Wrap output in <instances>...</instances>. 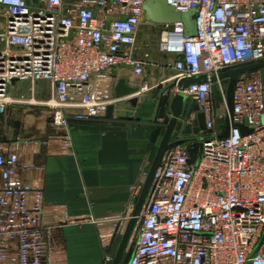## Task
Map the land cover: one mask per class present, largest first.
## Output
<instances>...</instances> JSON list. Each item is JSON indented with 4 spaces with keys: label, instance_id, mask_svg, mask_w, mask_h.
Wrapping results in <instances>:
<instances>
[{
    "label": "built area",
    "instance_id": "obj_1",
    "mask_svg": "<svg viewBox=\"0 0 264 264\" xmlns=\"http://www.w3.org/2000/svg\"><path fill=\"white\" fill-rule=\"evenodd\" d=\"M145 1L0 0V114L16 101L17 81L31 91L46 81L52 121L67 136L71 119L106 118L123 99L114 72L143 74L154 60L140 36L146 23L161 25L157 51L175 71V94L199 106L206 129L164 154L130 264H264V239L256 250L264 236L263 81L254 71L240 75L230 108L216 111L212 97L224 81L214 75L264 60V0H167L176 11L195 10L192 36L183 22L147 20ZM198 77L181 89L182 80ZM150 87L142 83L124 98ZM191 111L182 129L196 120ZM227 117L230 133L220 138L218 119ZM18 168L16 153L0 152V264H45L43 192L20 180Z\"/></svg>",
    "mask_w": 264,
    "mask_h": 264
},
{
    "label": "crops",
    "instance_id": "obj_2",
    "mask_svg": "<svg viewBox=\"0 0 264 264\" xmlns=\"http://www.w3.org/2000/svg\"><path fill=\"white\" fill-rule=\"evenodd\" d=\"M150 75L144 79L131 70L114 72L117 83L125 78L138 87L144 80L150 84ZM30 86L28 81H17L12 89L16 101L0 114V152L16 153L18 178L43 192L45 264H112L119 247L116 231L127 227L166 124L144 120L152 109L149 100L131 103L132 112L123 114L119 104L129 100L123 98L111 120L71 119L67 136L54 125L46 104L52 97L50 83L38 82L33 91ZM128 117L140 120L124 121ZM225 124L218 119L220 132ZM130 258L121 264H130Z\"/></svg>",
    "mask_w": 264,
    "mask_h": 264
},
{
    "label": "water",
    "instance_id": "obj_3",
    "mask_svg": "<svg viewBox=\"0 0 264 264\" xmlns=\"http://www.w3.org/2000/svg\"><path fill=\"white\" fill-rule=\"evenodd\" d=\"M37 1V0H36ZM145 11H146V18L149 21L158 23V24H166V23H175V22H183L185 24L186 32L189 35H194L196 33V22L194 19V13L195 10H191L189 12H179L175 10V7L173 5L168 4L167 0H146L144 5ZM264 67V60L255 62L248 65L239 66L236 68H232L230 70H227L225 72L220 73L218 76L214 75L213 80L220 79H227L228 80V89H227V106L228 108L231 107V97H232V91L235 86V83L237 79L240 77V75L252 72L258 69H261ZM204 79V77H198L193 79H184L182 80L179 85L181 89L186 88L190 83L192 82H198ZM167 88V87H166ZM165 89H161L158 94V100L156 101L154 114L150 118H145V121L147 122H154L157 118L162 96L165 92ZM138 91V86L131 85L127 82L125 78H121L118 83L115 86V94L118 98H124L126 96H130ZM130 101L132 104L136 105L138 102L137 97L130 98ZM187 105V97L184 95L183 92H179L175 94L171 101H170V111H171V118L169 120V123L165 126V133L163 135V138L161 140V143L157 149L156 155L154 157V160L151 164L150 170L146 176L145 182L142 186V190L140 192L139 198L135 204L134 210L132 212V216L127 224V227L122 235L119 247L116 251V254L114 256L112 264H121L124 256L126 254L131 235L134 231V228L136 226V223L138 221V217L142 212V209L144 207V204L146 202L149 190L151 188L153 178L155 175V172L157 171L158 167L161 164V161L163 159L164 154L166 151L172 147L175 144L189 141V138L179 139V140H173V135L176 130V127L178 125L179 120L183 117L185 108ZM114 105H110L107 112L106 119H113L114 117ZM194 110L197 112V118L192 124H187L185 128L183 129V132L185 134L190 133H199L200 131L206 129V115L204 112L199 111V106L196 104L194 106ZM140 120V118H133L128 117L124 121H132V120ZM123 121V120H122ZM231 129V121L229 117L226 118V124L224 130L219 135L220 138H226L229 136ZM241 130L243 133H248L250 130L245 127L241 126ZM264 239L260 240L256 250L260 246Z\"/></svg>",
    "mask_w": 264,
    "mask_h": 264
},
{
    "label": "rangeland",
    "instance_id": "obj_4",
    "mask_svg": "<svg viewBox=\"0 0 264 264\" xmlns=\"http://www.w3.org/2000/svg\"><path fill=\"white\" fill-rule=\"evenodd\" d=\"M161 27H162L161 25H153V24H148V23L145 24L144 30L142 31V34L140 36V45H141L142 51L143 50L149 51L151 59L154 60V62H152V65L149 66V68L146 71H144L143 74H140L137 72H135V74H138L145 79L146 75L147 74L149 75V73H151V75H150L151 76V83H150L151 89L144 92L140 96V99H138L140 101L142 100L141 104L147 100H149L152 103V109H151V111H149L147 113L146 116H144V120H145V118H150L153 116L156 101L158 100V94H159L161 89H165L167 87L163 96H162L160 109H159L157 118L154 122L159 123V124H168L169 120L171 118V111H170L169 103H170L172 97L175 95V85L170 80H172L174 78L175 71H173L171 69V67H169V65H167L166 58H164L157 51ZM254 72L257 73L261 77V79H263L262 78L263 69H258V70H255ZM133 73H134V71H133ZM145 81H147V80H144V82H142V83H145ZM227 89H228V80L227 79H224L222 86L217 83L213 87L212 97H213V100L215 103L214 105L216 107V110H218V111H220L222 108L227 106V104L225 105V96H224L225 91L227 93ZM226 96H227V94H226ZM119 105L121 106L120 112H123V114L128 115L133 110L130 100L121 101ZM193 106H194V101L193 100H187V105L185 108L184 115L178 122V125H177L176 130H175L174 135H173V140H179V139L184 138L183 137L184 133L182 131L183 130L182 128H183L184 123L187 122V120L189 118L190 111H191ZM194 146H196V145H194ZM123 232H124L123 228L120 231H116V233L120 236L115 241L117 247L120 243ZM137 236H138V232L135 231V228H134V231L131 235L130 242H129V245H128V248H127V251H126L124 258H126V257L129 258L131 256V253L133 252L136 241H137Z\"/></svg>",
    "mask_w": 264,
    "mask_h": 264
},
{
    "label": "bare ground",
    "instance_id": "obj_5",
    "mask_svg": "<svg viewBox=\"0 0 264 264\" xmlns=\"http://www.w3.org/2000/svg\"><path fill=\"white\" fill-rule=\"evenodd\" d=\"M138 91H139V89H138ZM138 91H137V92H138ZM144 92H145V91L142 90V91H140V93H137L138 95H135V96H133V97H137V98H139V96H141V94L144 93Z\"/></svg>",
    "mask_w": 264,
    "mask_h": 264
}]
</instances>
